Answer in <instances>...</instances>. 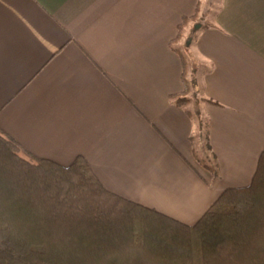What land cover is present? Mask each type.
<instances>
[{"label":"crops","instance_id":"obj_1","mask_svg":"<svg viewBox=\"0 0 264 264\" xmlns=\"http://www.w3.org/2000/svg\"><path fill=\"white\" fill-rule=\"evenodd\" d=\"M198 5L0 0L1 131L62 166L83 157L111 193L195 225L225 190L250 186L264 151V0H220L176 44ZM181 53L201 97L222 106L175 104ZM196 112L209 119L218 180L195 151Z\"/></svg>","mask_w":264,"mask_h":264},{"label":"trees","instance_id":"obj_2","mask_svg":"<svg viewBox=\"0 0 264 264\" xmlns=\"http://www.w3.org/2000/svg\"><path fill=\"white\" fill-rule=\"evenodd\" d=\"M202 5L183 18L176 44L207 18ZM181 54L185 91L172 100L184 107L201 91ZM197 113L195 151L218 180L209 119ZM0 264H264V151L250 186L225 190L189 226L111 193L83 157L62 166L0 129Z\"/></svg>","mask_w":264,"mask_h":264},{"label":"rangeland","instance_id":"obj_3","mask_svg":"<svg viewBox=\"0 0 264 264\" xmlns=\"http://www.w3.org/2000/svg\"><path fill=\"white\" fill-rule=\"evenodd\" d=\"M219 3H220V0H211V7H212V10L211 11H209V15H208V21H211L212 20V17H213V14L215 13V11H216V9L219 7ZM210 16V17H209ZM187 50H188V47H187ZM195 63V62H194ZM191 66H192V70H194V72H195V75L197 74V64H191ZM196 77V81L198 82L197 84H198V86H199V81H200V79L198 78L197 79V76H195ZM193 94L194 93H192V97H193ZM197 97V96H196ZM201 97V95L199 94L198 95V98H194V99H199Z\"/></svg>","mask_w":264,"mask_h":264}]
</instances>
